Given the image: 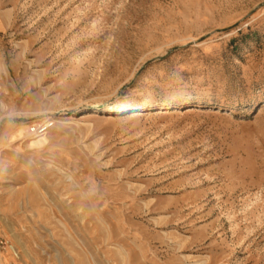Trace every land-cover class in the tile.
Wrapping results in <instances>:
<instances>
[{"label": "rangeland", "instance_id": "rangeland-1", "mask_svg": "<svg viewBox=\"0 0 264 264\" xmlns=\"http://www.w3.org/2000/svg\"><path fill=\"white\" fill-rule=\"evenodd\" d=\"M0 264H264V0H0Z\"/></svg>", "mask_w": 264, "mask_h": 264}, {"label": "built area", "instance_id": "built-area-1", "mask_svg": "<svg viewBox=\"0 0 264 264\" xmlns=\"http://www.w3.org/2000/svg\"><path fill=\"white\" fill-rule=\"evenodd\" d=\"M54 126H55L54 122L43 121L42 123L38 125L31 126L29 128V133L32 136L41 138V137L46 136L54 128Z\"/></svg>", "mask_w": 264, "mask_h": 264}, {"label": "bare ground", "instance_id": "bare-ground-1", "mask_svg": "<svg viewBox=\"0 0 264 264\" xmlns=\"http://www.w3.org/2000/svg\"><path fill=\"white\" fill-rule=\"evenodd\" d=\"M142 116H143V113L134 112V113H131L128 118L132 119V120H135V119L141 118ZM89 118L96 119V116L95 115H89L88 117L83 118L81 121L88 122L89 120H91ZM16 253H19V252H16Z\"/></svg>", "mask_w": 264, "mask_h": 264}]
</instances>
